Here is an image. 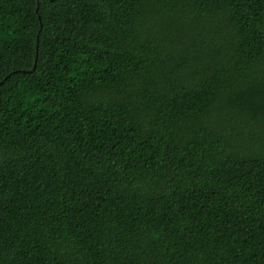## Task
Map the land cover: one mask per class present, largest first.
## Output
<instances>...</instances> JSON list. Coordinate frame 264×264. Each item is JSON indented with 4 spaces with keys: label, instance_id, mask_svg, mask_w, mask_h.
Listing matches in <instances>:
<instances>
[{
    "label": "trees",
    "instance_id": "obj_1",
    "mask_svg": "<svg viewBox=\"0 0 264 264\" xmlns=\"http://www.w3.org/2000/svg\"><path fill=\"white\" fill-rule=\"evenodd\" d=\"M2 81L0 264H264V0H0Z\"/></svg>",
    "mask_w": 264,
    "mask_h": 264
},
{
    "label": "water",
    "instance_id": "obj_2",
    "mask_svg": "<svg viewBox=\"0 0 264 264\" xmlns=\"http://www.w3.org/2000/svg\"><path fill=\"white\" fill-rule=\"evenodd\" d=\"M35 68H36V64L34 65V68L32 69V71H34L35 70ZM3 83V81L2 82H0V85Z\"/></svg>",
    "mask_w": 264,
    "mask_h": 264
}]
</instances>
